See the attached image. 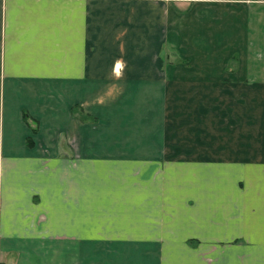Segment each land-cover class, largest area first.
<instances>
[{"label":"crops","instance_id":"crops-1","mask_svg":"<svg viewBox=\"0 0 264 264\" xmlns=\"http://www.w3.org/2000/svg\"><path fill=\"white\" fill-rule=\"evenodd\" d=\"M174 50L209 186L86 134L148 116L175 147ZM0 264H264V0H0Z\"/></svg>","mask_w":264,"mask_h":264},{"label":"rangeland","instance_id":"rangeland-1","mask_svg":"<svg viewBox=\"0 0 264 264\" xmlns=\"http://www.w3.org/2000/svg\"><path fill=\"white\" fill-rule=\"evenodd\" d=\"M95 10H103L102 4L100 6H95ZM175 47H177L175 45ZM178 49V48H177ZM172 59L173 64V84L170 85L174 92V98L168 100L171 103L172 111L171 115H167L169 122L173 125L170 132L171 136L168 137L170 140H174L175 147H164L165 141L162 140V124H148V116L139 117L143 119L140 121L142 124H135L129 122L130 117L122 119L118 115H110V117H102V120L98 116V120H86L84 122H94L95 124L89 126L86 130V134L91 135L93 141V152L101 153L103 155L107 154H117L119 151H125V155L133 156L134 154H140L142 159L149 158L151 154L158 155V157L165 156L166 152L168 157L171 158H181L186 159L183 163L174 165L175 168L182 167L184 171H188L194 176L189 179V184L191 187H196L197 182H204L205 186H209V180H201V172L199 168L202 165L197 164V129H198V116H197V100H183L181 98L182 83H181V65L183 62H189V59L180 51H163L159 52V56L162 59L167 58ZM187 61V62H186ZM165 88V83L163 84ZM162 106L165 105V100L163 99ZM99 105L95 103V107ZM170 112V110H168ZM121 118V119H120ZM132 118V117H131ZM134 118V117H133ZM132 118V119H133ZM145 119V121H144ZM121 121V122H120ZM161 120L159 119L158 122ZM98 122V123H97ZM168 122V119L166 120ZM139 129V130H138ZM190 129V133L187 137V130ZM156 135V138L151 139V136ZM124 140V141H122ZM152 140V141H151ZM154 144H159V147H155L154 151L151 152V148L147 146L150 142ZM121 142H124L126 147L124 149H117L114 145L118 144L121 146ZM135 143V144H134ZM133 144L136 145L133 147ZM184 146V147H183ZM114 147V148H113ZM151 152V153H150ZM182 153L184 155H182ZM164 165V164H163ZM181 171V169H180ZM200 178V179H199ZM181 182V181H179Z\"/></svg>","mask_w":264,"mask_h":264},{"label":"trees","instance_id":"trees-1","mask_svg":"<svg viewBox=\"0 0 264 264\" xmlns=\"http://www.w3.org/2000/svg\"><path fill=\"white\" fill-rule=\"evenodd\" d=\"M78 108H79V107H78ZM24 119H25V121H26L30 126H32V124H31L32 122L35 123V122L29 117L28 113H25V114H24ZM82 119H83V117H82ZM32 127H33V126H32ZM32 129H33V132H34V133L37 132L36 127H33ZM28 145H29V147H32V146H33V140H32V139H29V140H28Z\"/></svg>","mask_w":264,"mask_h":264}]
</instances>
